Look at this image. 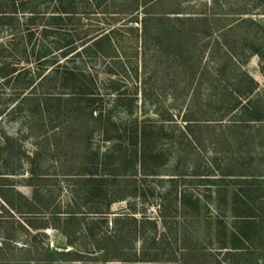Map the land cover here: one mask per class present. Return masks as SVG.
Listing matches in <instances>:
<instances>
[{
	"label": "trees",
	"instance_id": "obj_1",
	"mask_svg": "<svg viewBox=\"0 0 264 264\" xmlns=\"http://www.w3.org/2000/svg\"><path fill=\"white\" fill-rule=\"evenodd\" d=\"M106 1L0 0V264H250L244 262L245 250L264 244V217L257 221L252 208L264 201V91L246 65L253 56L264 61V44L258 43L256 27L252 39L248 36L243 43L231 42L229 37L241 25L254 27L251 18L242 16L255 15L257 7L240 11L234 24L219 25L220 13L207 11L206 4L195 13L183 8L189 0ZM105 15L112 21L108 27L102 22L93 29L82 22ZM119 15L129 17L126 25L118 27ZM133 23L138 26L127 27ZM122 32L141 40V55L152 54L162 74L172 61L189 65L192 78L198 76L196 86H204L207 96L198 119L192 112L184 115L180 130L167 124L173 120L137 115L145 109L146 98L139 107L138 88L123 89L126 71L134 74L137 86L138 68L127 63ZM197 42H203L198 54ZM10 123H19L13 135L5 127ZM203 127L212 128L210 146L224 143L233 149L226 151L217 179H209L210 169L201 175L203 183L216 188L206 200L222 214L217 231L207 237L210 246L218 245L220 261L202 251L195 235L172 239L165 234V213L171 203L196 221L205 201L185 188L175 191L170 202L167 196L178 175H170L171 185L157 205V218L147 216L146 210L138 218L129 205L127 212L108 219L114 203L137 195L136 190L122 193L117 180L160 177L177 153L167 149L201 146L196 129ZM74 131L87 149L84 169L76 175L66 171L64 176L80 178L78 204L73 208L71 202L64 211L58 207L49 212L50 220L34 223L30 218L42 214L43 207L50 211L51 203L39 187L47 176L37 165L40 153H26L24 142L33 137L38 141L36 149L41 143L46 149H74L70 139ZM94 137L103 147L92 142ZM25 165L28 178L23 177ZM25 184L36 188L32 199L18 189ZM90 204L82 212V206ZM48 228L60 233L63 241L58 243L65 247L58 243L49 247L39 240L45 238L39 231ZM26 234H33L30 239L36 244L29 247L23 240L17 245ZM67 247L70 250L65 251Z\"/></svg>",
	"mask_w": 264,
	"mask_h": 264
},
{
	"label": "rangeland",
	"instance_id": "obj_2",
	"mask_svg": "<svg viewBox=\"0 0 264 264\" xmlns=\"http://www.w3.org/2000/svg\"><path fill=\"white\" fill-rule=\"evenodd\" d=\"M213 1L218 3L214 4ZM106 3L110 4V0H107ZM116 3L121 4V0H118ZM188 3L189 5L185 4V6L183 5V8L189 7L190 12L192 13L205 8L202 7L204 4H206L207 11L212 10L213 13H220L219 25L234 24L233 21L238 20L241 17L239 16V13H241L240 11H246L248 9H252L253 6H256L257 9L253 12L255 15L242 16L243 18H251L254 23L252 26L254 27H251L248 24L237 27L235 31L231 33L229 41L236 43L241 41L243 43V40L248 36L252 39V36H254V30L252 28L255 29L256 27L259 33L258 43L264 44V0H189ZM86 19L87 20L82 22L85 23V25H89L93 29H95L97 25L102 24V22L105 23L106 27L112 24L111 18L108 15H105L104 17L90 16ZM116 20H118V27H120L121 25H126V23H128L129 17L119 15ZM136 25L137 24L134 23L128 24L127 27H133ZM121 36L124 41L121 42V45L124 47V53L127 55L128 65H130V68L132 69L135 67L138 68V80L136 81L137 86H135V80L133 79V77H135L134 74L131 75L129 71H126V73L122 74V85L127 87H124L123 89L126 91H133L135 87L138 88L139 107L141 101L146 98V106L144 109L145 114H143L144 110L139 109L137 111V115L141 118L150 117L155 120H158L159 117L173 120V122L168 121L167 124L176 126V128L180 130L181 128L183 129L185 125L184 115L192 112L193 119H198L200 114L203 112L202 108L206 104L205 101L207 96L204 86H202V88L197 87L199 82L197 80L198 76L195 79L192 78V73L188 70L189 65L185 64L184 67H182V61H172L170 68L165 72V74H162L160 70L157 71L156 68L158 67L159 62L151 57L152 54L147 53L146 55H141V52H143L141 40L139 38L137 40V36H135L134 33L122 32ZM202 45L203 42L196 43L197 50H195V53L198 54V52L201 51L200 46ZM151 63H154V65H149ZM262 64H264V61H262L258 56H253L246 65V71L259 84L260 89L264 91V71L261 70ZM95 69L98 71L99 66ZM142 91L146 94L145 96L142 94ZM194 93H197L195 97L193 96ZM223 122L225 123L226 121ZM5 127L13 135L18 129L19 123L14 125L11 123L5 124ZM258 127L259 125H256L255 128H253V132ZM215 130L218 129L216 128ZM196 132L203 140V144L198 147L186 145L180 147V149H167L173 153H177L170 159L167 167L161 170L162 175L160 177H150L148 179H143L140 176L133 179H125V177H123L122 179L117 180L118 187H122V189H124L122 190V193H131L136 190L138 196L136 195L135 197L128 198L125 201L114 203L111 207L112 214L108 217V219L110 221L118 213L127 212L129 210V205L131 209H136V217L138 218L141 216L140 213L144 210H146L147 216L157 218L159 216V213H157V205L160 204L161 200H163L162 195H164L165 191L171 185L170 178L172 177L170 175H178L176 176L177 178L173 180L175 182L174 189L171 192L169 191L170 194L167 196L170 202H173L175 198V191L179 192L185 188L191 190V193L194 196L199 195L203 197L205 201L201 202V219L196 221L185 217L183 212L177 211L171 203V206L165 213V222L167 223L168 228L165 234L169 238L171 237L170 235H172V239L176 235L179 238H190L191 235H195L198 239H200L202 251L206 250L207 252L212 253L214 258L216 257V261H220L222 256L221 253H219L218 245L213 243V245L210 246L208 244L207 237L210 233L213 235L217 231L216 222L220 220L218 216L222 217V214L216 209V207H214L216 206L214 203L206 200V197L210 193L209 191L214 192L216 188L203 183L202 181H205L203 180L205 178H201V175H204L208 172V169H210L209 173H213V176H210L209 179H217L221 174V168L224 167V157H226V153L233 149H228L224 143H220L222 139L219 137L217 141L220 144L210 146L208 142L210 140L214 141L212 128L203 127L201 130L196 129ZM245 132H247V129ZM22 133H24V131H22ZM237 135L240 136L241 133H237ZM70 139L74 140L73 143L76 145L74 149H63L62 147L60 149H46V146H43V143L39 145V149H36V147H38L36 146L38 141L33 137L28 138L24 142L25 147L27 148L24 149L26 153L32 154L36 150L40 153L37 165L42 167V170L46 172L45 174L47 176L44 178V182L39 183V187L41 194L45 193L47 197L46 199H48L51 203V205L47 206L50 211H45V207H43L42 214L38 217L33 216L30 218V221L34 223L40 222V219L50 220L49 212L54 211L58 207L64 211L67 210L69 203L73 202L75 205L73 208H76V204H78L76 202L78 201L80 194V178L73 175L64 176V174H66V171H71L72 174L76 175L84 169L83 162L86 159L87 149H84V146L79 143L80 139L76 132L73 133V136ZM92 142L95 145H101V147H103L101 140L98 137H94ZM100 150L103 152L105 149ZM54 154H56V156H54ZM231 161L232 163L234 162L233 159H231ZM211 164L214 169H212ZM24 167L26 171L24 172L23 177L28 178L30 175L27 172L29 166L25 165ZM227 181L228 178H226V182ZM263 187L264 184L262 185V188ZM18 189L27 198L32 199L33 192L36 188L25 184L18 186ZM204 202H206V205ZM203 204L205 206H203ZM89 207H92L91 204L82 206V212L88 210ZM252 208L256 210V220L260 221V218L264 217V201L262 200L261 202L255 203ZM185 215L188 214L185 213ZM227 216H230L229 209L227 211ZM231 221V218L225 220L229 227L231 225ZM49 223L51 224V221H49ZM48 229L53 232L48 234L45 231L43 233V230L39 231L42 235H45V238L40 237L39 240L43 241V243H48L49 247H53L58 242L63 241L61 240L60 233L51 228ZM261 230L264 234V227ZM160 231L164 232L163 227H160ZM183 234L184 236L182 237ZM32 235L26 234L24 238L19 237V239H17V241H19L16 244L22 245L21 242L23 240H25V243L29 247L33 243L36 244L34 240L30 239ZM138 247L139 244H137L136 248ZM262 248H264V244H262L259 249L251 247L248 250H245L244 262L249 261L250 264H264V251L261 250ZM64 250L68 251L70 250V247H67ZM109 264L120 263L112 262Z\"/></svg>",
	"mask_w": 264,
	"mask_h": 264
},
{
	"label": "built area",
	"instance_id": "obj_3",
	"mask_svg": "<svg viewBox=\"0 0 264 264\" xmlns=\"http://www.w3.org/2000/svg\"><path fill=\"white\" fill-rule=\"evenodd\" d=\"M45 232L48 233V234H51V232H53V231H51V230H46Z\"/></svg>",
	"mask_w": 264,
	"mask_h": 264
},
{
	"label": "water",
	"instance_id": "obj_4",
	"mask_svg": "<svg viewBox=\"0 0 264 264\" xmlns=\"http://www.w3.org/2000/svg\"><path fill=\"white\" fill-rule=\"evenodd\" d=\"M59 247H60V248H63V247H64V244H61V243H60V244H59Z\"/></svg>",
	"mask_w": 264,
	"mask_h": 264
}]
</instances>
